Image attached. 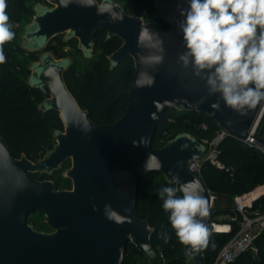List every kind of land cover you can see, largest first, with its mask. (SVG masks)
<instances>
[{
  "label": "water",
  "instance_id": "water-1",
  "mask_svg": "<svg viewBox=\"0 0 264 264\" xmlns=\"http://www.w3.org/2000/svg\"><path fill=\"white\" fill-rule=\"evenodd\" d=\"M154 4L168 28L129 13L116 0H38L33 4L34 14L22 26L18 41L28 52L39 53L28 64L26 83L45 94L38 108L57 110L63 129L54 130L53 147L36 159L25 152L14 156L0 135V264H121L131 240L149 257H156L155 227L137 209L139 177L154 171L162 172L177 189L188 181L200 183L209 209L203 219L211 231L215 198L188 167L206 151L205 143L181 132L155 147L157 127L168 109L204 112L227 135L245 142L254 136L251 133L264 111V100L240 115L219 100V94L209 95L205 81L191 67L185 69L178 63L186 50L177 26L182 19L179 7L186 8L187 0H154ZM113 13L122 18L113 21ZM99 29L106 30L107 39H122L108 54L110 69L128 54L135 65L125 112L111 124L94 121L70 90L65 73L77 58L58 56L48 49L50 41L63 34L64 41L77 38V48L92 59L93 37ZM144 30L151 38L141 39ZM150 56L162 57V61L146 62ZM217 101L220 110L211 107ZM253 144L264 151V137L256 136ZM66 161L70 165L62 176L72 181L70 188H55L53 179L32 175H52ZM105 205L123 222L107 219ZM38 208L51 229L39 230L28 220ZM188 253L194 264H207L205 249Z\"/></svg>",
  "mask_w": 264,
  "mask_h": 264
},
{
  "label": "trees",
  "instance_id": "trees-1",
  "mask_svg": "<svg viewBox=\"0 0 264 264\" xmlns=\"http://www.w3.org/2000/svg\"><path fill=\"white\" fill-rule=\"evenodd\" d=\"M116 1L123 3L129 13L143 15L158 28L169 27L159 15L154 0ZM6 4V12L15 35L11 41L3 45L6 60L0 63V135L14 156L16 150L24 148L28 157L36 159L53 147L55 142L53 132L55 129H63V122L57 110L45 112L38 108V103L45 98V94L26 83V78L30 74L28 64L33 60L30 53L33 52L20 47L18 41L22 26L34 14L33 4H28L27 0H6ZM93 39L95 55L92 59H86L83 52L72 45L71 39L69 41L63 39L62 43L52 50L58 56L71 54L77 58L76 64L65 73L70 90L81 105L89 109L94 121L99 124H111L124 114L127 107L129 88L135 73L134 60L128 54L115 69L111 70L108 54L122 44V39L118 36L107 39V32L104 29L97 30ZM98 46L101 47V52L96 51ZM171 115H174L173 118H170ZM202 121L208 123L207 130L201 129ZM219 128L221 126L204 112L168 109L157 127L153 144L155 147H162L181 132H189L201 140L203 137L213 136ZM263 130L264 115L258 133H262ZM218 155L225 165L224 168H219L210 161H203L198 173L212 195L216 193L225 196L229 201L227 204H221L217 195L214 196L215 209L212 220L218 213H225L230 217L236 215L234 196L264 184V151L254 144L227 135L219 144ZM67 164H70V161H66L63 167ZM63 167L52 175L46 174L58 175V180H54L55 188L72 186V181L62 176ZM164 187H175V184L169 183L160 171L143 173L139 177L137 209L139 214L155 227L152 242L157 252L156 257H149L137 242L131 240L123 250L121 264H191L188 249L177 240L168 219L169 214L162 208L163 202L159 192ZM177 195L182 193L177 192ZM255 206L264 210V193L255 201ZM237 216V220L231 218L226 220L232 223L231 231L219 232L211 229L209 244L205 248L207 264L213 263L224 244L239 229L242 216L239 212ZM28 220L39 230L52 228L44 212L39 208L29 214ZM164 233L170 237L167 243L163 239ZM138 253L146 255L144 262L136 257ZM229 264H264V232L255 237L253 247L242 252Z\"/></svg>",
  "mask_w": 264,
  "mask_h": 264
},
{
  "label": "clouds",
  "instance_id": "clouds-1",
  "mask_svg": "<svg viewBox=\"0 0 264 264\" xmlns=\"http://www.w3.org/2000/svg\"><path fill=\"white\" fill-rule=\"evenodd\" d=\"M6 8V0H0V63L6 60L3 45L15 35ZM179 15L177 26L186 50L178 63L191 67L205 81L208 94H219V100L240 115L264 100V0H187L186 8L179 7ZM121 18L112 15L113 21ZM145 37L151 38L147 30L141 33V39ZM145 60L161 62L162 57ZM211 107L220 110L219 101ZM159 196L179 243L192 253L207 248L210 232L203 218L209 209L200 183L193 180L179 189L164 187ZM104 214L123 222L110 205H105ZM163 239L167 243L170 237L164 233Z\"/></svg>",
  "mask_w": 264,
  "mask_h": 264
},
{
  "label": "built area",
  "instance_id": "built-area-1",
  "mask_svg": "<svg viewBox=\"0 0 264 264\" xmlns=\"http://www.w3.org/2000/svg\"><path fill=\"white\" fill-rule=\"evenodd\" d=\"M264 115V111L259 120L255 124L252 130V135L245 142L253 144L256 136L264 137V130L262 133H258V128L261 125V121ZM200 127L203 130H207L209 125L206 121L200 123ZM227 136V132L222 127L219 128L213 136H206L201 139L206 145V151L200 158H194L188 163V167L195 173H199L203 161H210L219 168H224L225 165L219 159V144ZM264 191L255 194L253 191H247L234 196V210L236 215H232L231 220H237V212L242 216L240 220L239 229L232 235V237L224 244L215 260L212 264H229L232 260L238 257L242 252L250 247H253L255 237L264 232V210L255 206V201L262 195ZM214 197V195H213ZM218 223L212 220L211 229L213 231H231L232 223L225 222L223 225L225 228L218 229ZM256 250V248L254 247Z\"/></svg>",
  "mask_w": 264,
  "mask_h": 264
},
{
  "label": "rangeland",
  "instance_id": "rangeland-1",
  "mask_svg": "<svg viewBox=\"0 0 264 264\" xmlns=\"http://www.w3.org/2000/svg\"><path fill=\"white\" fill-rule=\"evenodd\" d=\"M35 1H36V0H27V3H28V4H33ZM62 41H63V35H58V36H56V37L51 41V45L49 46V48H50V49H53L54 47H56L57 45H59L60 43H62ZM70 41H71V43H72L73 46H77V44H78V40H77V39L73 38V39H71ZM96 51H97V52H101V47L98 46V47L96 48ZM38 54H39V53H37V52L30 53V57H31V59H36L37 56H38ZM173 116H174V115H171L170 118H173ZM170 118H169V119H170ZM23 152H24V148H20V149L16 150L15 155H16L17 157H20L21 154H22ZM69 165H70V164L65 165V166L63 167V169L66 168V167H68ZM34 177L37 178V179L51 178V179H53V180H55V181L58 180V175H56V176H48V175H46V174H44V175H40L39 173H35V174H34ZM251 191H253L255 194H258V193L264 191V184H259V185H257V186H256L254 189H252ZM213 195L215 196V195H217V194L214 193ZM214 198H215V197H214ZM217 199H218V201H220L221 204H227V203L229 202L228 199H227V197H225V196L217 195ZM229 218H230V216H229L228 214H225V213H218V214H216V215L214 216L213 221H215V222L218 223V224H219V223H220V224H223V223L227 222L226 220L229 219ZM132 242H135V241L132 240ZM136 257H137L141 262H144V261L146 260V255H145L144 253H143V254H142V253H138V254H136ZM190 263H191V264H194L191 258H190Z\"/></svg>",
  "mask_w": 264,
  "mask_h": 264
},
{
  "label": "bare ground",
  "instance_id": "bare-ground-1",
  "mask_svg": "<svg viewBox=\"0 0 264 264\" xmlns=\"http://www.w3.org/2000/svg\"><path fill=\"white\" fill-rule=\"evenodd\" d=\"M217 227H218V229L225 228V226L223 224H220V223L217 225Z\"/></svg>",
  "mask_w": 264,
  "mask_h": 264
}]
</instances>
